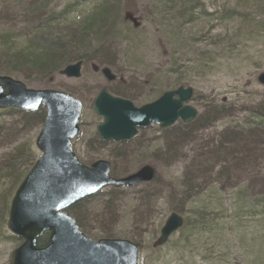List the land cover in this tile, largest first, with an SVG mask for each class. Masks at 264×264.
I'll return each instance as SVG.
<instances>
[{
  "label": "rangeland",
  "instance_id": "rangeland-1",
  "mask_svg": "<svg viewBox=\"0 0 264 264\" xmlns=\"http://www.w3.org/2000/svg\"><path fill=\"white\" fill-rule=\"evenodd\" d=\"M39 26L67 42V53L82 62L80 77H9L81 103L71 147L83 164L107 161L116 179L148 165L159 179L120 189L118 200L104 198L119 209L104 223L106 230L139 247V264H264V139L254 159L237 156L245 160L239 165L229 157L227 163L213 164L211 157L203 163L200 156L201 147L219 144L227 126L264 104V86L257 82L264 73V0H0V59L37 54ZM102 68L115 80L108 82ZM177 81L193 90L191 127L180 121L166 129L151 125L131 144L99 140L101 118L92 101L102 88L139 108L174 90ZM216 106L230 115L208 113ZM41 125L28 113L0 110V264H10L22 243L8 231L7 215L29 155H40L34 142ZM18 150L23 156L10 161L9 170ZM104 199L91 209H101ZM171 213L183 219V228L154 247Z\"/></svg>",
  "mask_w": 264,
  "mask_h": 264
},
{
  "label": "water",
  "instance_id": "water-1",
  "mask_svg": "<svg viewBox=\"0 0 264 264\" xmlns=\"http://www.w3.org/2000/svg\"><path fill=\"white\" fill-rule=\"evenodd\" d=\"M82 63L66 66L60 75L79 78ZM102 76L112 82L108 68ZM264 86V73L257 76ZM191 88L164 92L152 103L135 108L129 101L114 97L102 88L92 101L94 113L101 118L95 127L100 141L115 143L131 140L138 129L157 125L172 127L178 120L192 122L196 110L187 103ZM45 109L42 127L35 139L40 153L24 176L9 204L7 229L22 240L10 257V264H139V248L124 239L93 241L77 227L65 210L75 202L92 196L107 186L132 188L150 183L155 170L148 165L123 177L110 176V164L97 160L90 166L75 156L71 141L79 134L81 103L74 97L54 90L27 89L20 81L0 76V110L36 112ZM183 226V219L171 213L163 224L154 246H163ZM47 234V244L36 241Z\"/></svg>",
  "mask_w": 264,
  "mask_h": 264
},
{
  "label": "trees",
  "instance_id": "trees-1",
  "mask_svg": "<svg viewBox=\"0 0 264 264\" xmlns=\"http://www.w3.org/2000/svg\"><path fill=\"white\" fill-rule=\"evenodd\" d=\"M52 20V19H51ZM50 21V20H49ZM47 31V28H43V26H39L38 30V40L36 43L38 44V52L35 54L33 51L30 54H25V60H22L21 57L17 56L14 61H7V60H1L0 62L4 63V65L0 64V74L3 76H11V75H22L23 77H28L32 75L37 74L40 76H51L55 73L62 70V68L72 61H77L80 59L72 58L67 51L70 50V48H65V43L67 42H61L59 38L50 37L49 33L43 34L42 31ZM46 33V32H45ZM65 53V54H64ZM64 54V56L62 55ZM62 55V56H60ZM67 55V56H66ZM184 84L182 82L177 81L176 88L181 87ZM117 96L122 97L123 95L116 94ZM124 97V96H123ZM263 106V107H262ZM260 108V112H252L248 118L241 120L237 123V125L234 126H227V128L222 131V134L220 136V142L217 144V141H213L211 149L206 145L204 147H201L204 149V152L200 155L204 157L203 163L206 159V157H211L212 163H227V158L229 157L230 161L236 162V165L241 164L243 159L251 160L256 157L258 154L259 148H260V142L259 140L264 139V104L261 103L258 107V110ZM211 113L212 115L220 114L229 116L230 112L222 110V108L216 106V107H210L208 113ZM44 112L41 110V108L33 113H28L29 118H36L39 120V123L42 124L44 120ZM194 122V121H193ZM188 125H185V128H189L192 126V123ZM144 130H141L140 133H142ZM136 137L135 136L132 140L125 142L124 144H131V142H134ZM216 143V144H215ZM241 155L243 159L238 160L237 156ZM23 156V151L18 150L14 156L9 160L7 163L8 169L11 167L12 163L10 161L16 162L20 160ZM28 156V155H27ZM30 158L27 160L26 164L24 165L25 170L22 174L19 176V180L16 183V187L26 174L28 170L33 165L34 161L36 160L35 156L30 154ZM233 157H235L234 160ZM245 161V160H243ZM111 175L113 172V167L110 171ZM159 180V179H158ZM157 177L155 176L152 183L158 182ZM151 183V184H152ZM15 187V188H16ZM260 196H264V189L263 192L259 194ZM121 193L119 190L112 189L107 194H102L101 192L84 198L83 200H80L78 202H75L70 207L66 209V213L70 215L78 229L86 236H92L94 238L98 239H125V236H122L121 234L115 233L113 230L109 229L106 230L107 226H104L105 222H108L111 217H115V215H118V211L113 210H119L118 208H113L115 205L114 203H110L105 200L104 198L109 197L113 200L120 199ZM104 199L102 202L101 209H91L92 202H97L99 200ZM261 203H264V198L260 201ZM7 211V209H6ZM6 213V212H5ZM5 221V219H4ZM183 228V227H182ZM97 239V240H98ZM47 244V234H45L43 237L39 238L36 241V245L38 247H43Z\"/></svg>",
  "mask_w": 264,
  "mask_h": 264
}]
</instances>
